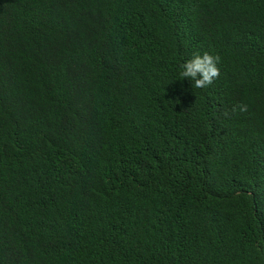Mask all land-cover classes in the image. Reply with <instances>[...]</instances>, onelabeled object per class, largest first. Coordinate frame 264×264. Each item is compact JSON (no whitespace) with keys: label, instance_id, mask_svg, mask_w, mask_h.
<instances>
[{"label":"trees","instance_id":"1","mask_svg":"<svg viewBox=\"0 0 264 264\" xmlns=\"http://www.w3.org/2000/svg\"><path fill=\"white\" fill-rule=\"evenodd\" d=\"M0 264H264V0H0Z\"/></svg>","mask_w":264,"mask_h":264},{"label":"clouds","instance_id":"2","mask_svg":"<svg viewBox=\"0 0 264 264\" xmlns=\"http://www.w3.org/2000/svg\"><path fill=\"white\" fill-rule=\"evenodd\" d=\"M220 61L218 55H211L205 52L201 55H194L190 60L182 65L180 75L194 82L195 88H205L213 83L220 75V69L217 66ZM247 105H241L240 111H246ZM236 108H233V112Z\"/></svg>","mask_w":264,"mask_h":264}]
</instances>
